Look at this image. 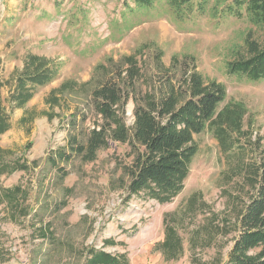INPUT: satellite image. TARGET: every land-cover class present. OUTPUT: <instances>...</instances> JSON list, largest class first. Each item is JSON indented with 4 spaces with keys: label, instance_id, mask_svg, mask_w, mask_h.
I'll return each mask as SVG.
<instances>
[{
    "label": "rangeland",
    "instance_id": "1",
    "mask_svg": "<svg viewBox=\"0 0 264 264\" xmlns=\"http://www.w3.org/2000/svg\"><path fill=\"white\" fill-rule=\"evenodd\" d=\"M128 1L134 11L124 0H0V97L9 115L0 157L29 166L0 171V264H84L91 248L129 264L228 260L254 192L250 165L264 157V80L228 66L252 55L251 42L264 48V25L248 21L240 0H193L195 9L178 18L165 0L148 9ZM234 6L237 14L229 11ZM33 55L43 61L31 69L46 65L54 77L21 90L19 76ZM132 62L143 95L186 88L195 68L206 84L225 86L219 109L244 107L239 127L223 124L231 149L210 128L194 135L189 175L170 201L129 191L124 166L135 154L127 142L109 139L92 161L58 158L71 132L81 140L102 123L92 98L99 82ZM28 93L20 105L19 94ZM167 225L183 246L173 260L160 246Z\"/></svg>",
    "mask_w": 264,
    "mask_h": 264
},
{
    "label": "trees",
    "instance_id": "2",
    "mask_svg": "<svg viewBox=\"0 0 264 264\" xmlns=\"http://www.w3.org/2000/svg\"><path fill=\"white\" fill-rule=\"evenodd\" d=\"M138 8L148 9L157 0H131ZM176 17H182L185 11H193V0H165ZM240 7L245 5L248 21L255 25H264V0H240ZM124 5L134 11L130 2ZM236 13L234 6L229 10ZM251 56L230 62L231 74L244 76L247 80H264V48L255 42L250 43ZM30 66L19 76L21 90L27 82L44 85L50 82L54 73L43 64L31 69L35 62L43 61L38 56H31ZM35 68V67H34ZM127 72V74H126ZM139 70L135 63L123 72L121 68L113 71L112 76L103 79L92 92L94 108L101 114L102 123L91 129L83 139L71 132L67 149L62 148L58 158L68 161L79 156L85 161H92L109 139L129 143L135 156L131 164L124 166L129 177L131 193L149 192L161 202L170 201L184 188V182L190 172V164L197 153L193 142L194 135L210 128L227 147L230 132L223 124L239 127L244 110L242 104H234L219 109L226 99V88L222 83H205L203 77L191 71L186 80L188 86L164 88L159 96H146L138 91ZM132 93L135 101L134 124L126 123V104ZM32 93L19 94V104L23 105ZM9 115L2 105L0 97V130L7 128ZM264 156V148L261 149ZM55 162L57 158H52ZM16 165V166H15ZM28 169V164H12L0 157V171ZM250 182L254 192L250 201L239 214L236 228L238 235L230 251L226 264H264V157L250 165ZM168 260L176 259L183 246L181 238L172 227L167 225L166 239L161 243ZM84 264H129L124 255H116L96 248H91Z\"/></svg>",
    "mask_w": 264,
    "mask_h": 264
}]
</instances>
